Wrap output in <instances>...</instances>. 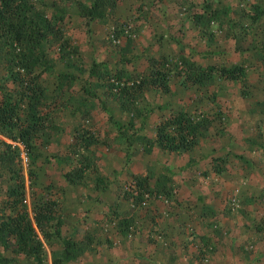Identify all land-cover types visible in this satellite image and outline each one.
Masks as SVG:
<instances>
[{"label": "rangeland", "instance_id": "obj_1", "mask_svg": "<svg viewBox=\"0 0 264 264\" xmlns=\"http://www.w3.org/2000/svg\"><path fill=\"white\" fill-rule=\"evenodd\" d=\"M92 1L37 0L63 13L74 51L45 45L53 60V72L43 74L52 123L34 151L0 135V215L5 141L18 147L30 215L40 198L60 204L61 238L44 242L39 263L0 241V264H52L64 238L86 233L89 248L65 264H264V180H255L264 162V0H119L114 13L89 19L78 6ZM5 49L0 39V94L13 86L1 63ZM161 54L173 65L184 54L201 67L241 64L245 72L237 80L214 73L201 84L174 74L167 91L142 93L139 112L122 110L89 77L95 62L141 70ZM57 74L75 80L61 90ZM178 110L207 121L197 144L176 152L154 143L147 152L140 137L153 138L156 124ZM77 130L85 137L79 145ZM214 156L223 157L221 172ZM79 162L88 167L84 179L70 184L64 173ZM130 174L148 175L151 185L171 174L172 191L135 205L116 194ZM114 210L126 218L110 220Z\"/></svg>", "mask_w": 264, "mask_h": 264}, {"label": "trees", "instance_id": "obj_2", "mask_svg": "<svg viewBox=\"0 0 264 264\" xmlns=\"http://www.w3.org/2000/svg\"><path fill=\"white\" fill-rule=\"evenodd\" d=\"M118 2L119 0H93L90 5L82 3L78 8L80 11L84 10L89 19L103 18L106 14L115 12ZM63 18L61 11L49 13L46 7L40 8L37 0H0V39L6 48L1 63L3 62L2 66L11 77L13 85L0 94V135L22 144L28 153L34 151L36 141L42 140L52 123V110L46 107L48 102L45 98L43 74L53 72V60L48 57L45 45L52 40L58 42L62 54L74 51L64 37ZM252 20L255 21V17ZM146 62V67L141 70L112 69L105 62H95L90 68L89 77L100 82L106 94L118 101L122 110L139 112L138 100L142 93L152 89L167 91L174 74L182 76L191 84H201L211 79L214 73L224 79L237 80L245 72L241 64L201 67L184 54L179 55L175 65L164 54L149 56ZM74 80L71 76L62 77L60 89L63 90L64 85ZM223 117L224 115L221 117L224 121ZM206 123L207 121L195 119L185 111L178 110L156 124L153 138L146 135L140 138L147 152L154 143L163 150L186 151L197 144L201 130L208 126ZM74 133L75 144L79 145L85 140L78 130ZM3 143L8 152L2 154L7 174L0 215V241L4 250L9 249L17 256L26 255L39 263L38 256L44 250V242L61 238V206L50 197L40 198L33 203L32 216L30 215L25 204V178L18 147L9 142ZM222 158H212L216 172L222 171L218 165ZM87 169L86 165L79 162L64 173V178L70 184H80ZM172 181L171 174H159L154 185H151L148 175L130 174L118 186L116 194L142 207L148 198L171 193ZM120 216L114 210L110 220L117 219L120 223L126 218ZM92 238L89 233L80 238H64L61 255L55 257L52 264L76 260L89 248ZM8 259L13 260L14 257ZM1 260L6 259L2 257Z\"/></svg>", "mask_w": 264, "mask_h": 264}, {"label": "crops", "instance_id": "obj_3", "mask_svg": "<svg viewBox=\"0 0 264 264\" xmlns=\"http://www.w3.org/2000/svg\"><path fill=\"white\" fill-rule=\"evenodd\" d=\"M256 168L258 169L256 171V177L255 180L257 184L260 182L259 180H264V162L261 163L260 165H256ZM261 217L264 219V212L261 213Z\"/></svg>", "mask_w": 264, "mask_h": 264}, {"label": "built area", "instance_id": "obj_4", "mask_svg": "<svg viewBox=\"0 0 264 264\" xmlns=\"http://www.w3.org/2000/svg\"><path fill=\"white\" fill-rule=\"evenodd\" d=\"M224 118V117H223ZM22 145V144H21Z\"/></svg>", "mask_w": 264, "mask_h": 264}]
</instances>
